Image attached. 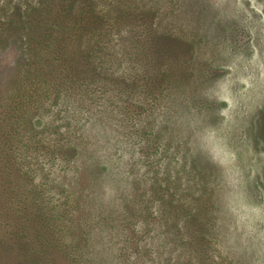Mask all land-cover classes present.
Returning a JSON list of instances; mask_svg holds the SVG:
<instances>
[{"label":"rangeland","instance_id":"1","mask_svg":"<svg viewBox=\"0 0 264 264\" xmlns=\"http://www.w3.org/2000/svg\"><path fill=\"white\" fill-rule=\"evenodd\" d=\"M7 1L19 3L0 0V264L14 258L6 226L35 242L41 240L40 217L53 235L44 234L50 244L44 263L74 264L67 252L82 239L80 231L91 216V255L111 257L110 264H118L113 256H132L129 264H141L137 253L157 237L155 232L141 228L142 217L127 224L116 217L127 216L125 204L133 206L132 183L136 186L140 177L184 185L169 188L163 200L172 193L191 214L176 215L169 203L160 204L170 212L159 213L157 220L165 226L168 256L176 264L188 259L181 245L187 238L177 228L184 232L186 222L200 220L201 211H207L203 255L210 264H264V0H146L161 10L154 35L170 39L167 53L176 54L161 52L150 60L140 50L148 43H130L142 29L132 28L122 30L119 41L113 38L107 52L101 49L110 66L95 62L91 68L80 56L70 64L52 60L45 49H33L38 46L30 32L10 31V4L2 11ZM58 6L43 13L38 24L51 26L55 18L71 22L67 14L52 17ZM87 44L83 41L76 52ZM131 66L142 76L135 82L143 103L139 114L115 108L126 98L111 102L109 92L124 90L123 77L135 79ZM154 84L157 91L150 94ZM132 115L145 137L130 146ZM133 146V156L137 153L148 171L137 161L130 169ZM101 202L114 228L98 223L94 209ZM100 234L106 239L102 245L96 240ZM148 256L143 264H155L152 253Z\"/></svg>","mask_w":264,"mask_h":264},{"label":"trees","instance_id":"2","mask_svg":"<svg viewBox=\"0 0 264 264\" xmlns=\"http://www.w3.org/2000/svg\"><path fill=\"white\" fill-rule=\"evenodd\" d=\"M19 1L17 6L10 4L9 1L3 4L2 11H7L6 5L10 4L9 11L10 15L13 18H9L10 21H7L8 29L15 33L16 30H25L30 32V39L31 41L36 42L37 46L33 49H38L43 52V49L46 50V53L50 55V59L52 60H60L61 62H68V64L72 63L73 61H77L75 56H80L82 60L86 61V65L91 68L95 64V62H100L105 66H110L111 62L105 61V57H103L101 53V49L105 52L109 50L110 41L113 38H118L117 41L123 38L125 35L122 30L129 31L132 28H142L140 33H137L136 36L131 40V44L136 46L137 44L148 43L149 46H145L143 44V48H140L141 52H143L145 57L153 60L154 62L155 57L159 59V55H162L161 52L166 54V56L170 57L172 53H167L169 47L171 46L170 39H160L157 38L156 35L153 33V28L156 27V13L160 12V6H156L153 1L145 2L146 0H130L128 2L118 0H17ZM55 4H60L58 6V11L56 14L52 15L59 17V15L67 14L69 15L71 22L60 24L58 23V18L54 19L53 24H38L37 20L43 19V13L48 12L50 8H54ZM174 5V2H173ZM1 8V7H0ZM58 26V27H57ZM48 27V28H46ZM59 29L58 32H55L53 29ZM43 29L44 31H41ZM40 32V34H38ZM83 35L86 36V40L82 39ZM83 41L87 44V49L82 52L78 50L76 52L75 48L78 46H82ZM127 43L129 39H125ZM19 42L15 41V45L18 46ZM69 44L74 46L75 55L73 52L69 50ZM166 44V45H165ZM139 50V49H138ZM139 50V51H140ZM72 54V55H71ZM173 54H176L174 51ZM40 55V54H38ZM179 56V55H178ZM135 66H131V72L129 74L134 77L135 79L131 78L128 81L126 80L127 77L122 78V84L125 85L124 90L121 92V88L118 89L117 92L114 90L109 89L110 94L112 95L111 102L113 99H117L118 96H125L126 104L123 103L120 106H114L115 108L126 107L128 112L132 110H136L137 114H139L138 107H141L142 100L138 98L140 95L138 91H140V86L135 85L138 83L137 80H142L141 74L136 70ZM92 72V71H91ZM132 80V81H131ZM78 83L81 82V78L76 80ZM137 81V82H136ZM160 81V79H159ZM158 81V82H159ZM136 82V83H135ZM127 87V88H126ZM107 89V87H106ZM157 91V88L154 84V87L150 89V94H154ZM121 92V94H120ZM139 94V95H138ZM139 101V103L132 104L133 101ZM114 108V109H115ZM132 108V109H129ZM122 110V109H121ZM133 123H132V142L131 144H139L140 135L145 137V131L142 127H135L134 125L137 124V120L132 115ZM154 139V137H153ZM140 146V145H139ZM150 147V146H149ZM149 149L153 151V147L151 146ZM142 150V149H141ZM130 151V169L134 168V163L137 161L140 165L147 166L146 162L140 157L137 160V153L134 154V146L133 149L129 147ZM155 151V150H154ZM145 154V152H142ZM134 157V158H133ZM133 163H132V161ZM150 166L153 165L152 162L149 163ZM140 167V166H139ZM175 168V167H174ZM149 167L147 166V171ZM141 179V180H139ZM143 178H137L136 186L135 183H132V187L135 188V197L132 198L129 204L133 206L130 207L125 204L127 209V216L120 212L119 215L116 214L117 221H125L126 224L130 221L136 222L138 218L142 217V222L145 226H141V228H147L151 232H155L157 237H154L152 240V245L150 240L145 242L143 249L137 253V255L142 257V262H144V258L148 255H152L156 259L155 264H176L175 260L168 256V249L167 246L169 241L166 236L165 226L159 227V213H167L169 214L170 210L164 211L163 207L160 204H168L169 207L175 210L176 215L179 213H184L186 216L187 214H191L189 207H184L182 202L176 201L177 197H175L172 193L167 194L166 200H163V193L168 191L169 188H178L179 186H184L182 181L176 179H169L166 178L159 182L155 179H150L144 181ZM146 182V183H145ZM84 183V182H83ZM137 185L143 186L141 189L137 190ZM84 190V185L80 188ZM36 196V194H34ZM125 196V195H124ZM123 196V197H124ZM40 197H36L35 201H39ZM163 200V202H161ZM160 202V203H159ZM108 207V205H106ZM164 206V205H163ZM167 206V205H165ZM162 208V210H161ZM94 215H96V219L101 227H106L110 225L111 228H114L115 222L113 220H109L106 209L103 207V203L101 202L99 207L94 209ZM205 212V211H204ZM203 211L197 214V219H200L198 222H195L190 225L189 222H186V230L182 232L179 228L178 234H180L183 238H187L184 243H181L184 249L188 250V259L185 263L181 262L179 264H210L208 257L203 255L204 250V237L207 233L208 227L205 224V218H207V211L204 214ZM82 209L78 213L79 219L81 218ZM158 214V216H157ZM169 218V215H166ZM82 217H84L82 215ZM199 217V218H198ZM114 218V217H113ZM91 219L90 221H88ZM87 223L85 224V230L80 231V235L82 236L79 242L74 243V249L69 250L67 253L74 264H110V259L107 260L100 257H95L90 254L89 248L92 245H89L90 242V235L92 233V216L89 218ZM195 219V217L193 218ZM85 220V219H84ZM84 220L82 225L84 226ZM196 220V219H195ZM37 221V220H36ZM38 222L39 232L37 235L41 240L37 239L35 242L28 239L26 234H22L18 232L17 229L12 228V230H8V226H6V233L11 235L12 237V246L14 251V258L12 260V264H45L44 258L48 256V249H50V244L44 240V234L53 236L50 232L51 228H48L44 225V220L41 219ZM46 221L49 222L47 218ZM171 222V221H170ZM111 223V224H110ZM167 224V222H164ZM47 227V228H46ZM192 228V229H191ZM16 233L17 235H15ZM84 233L87 235V239L84 238ZM14 234V235H13ZM117 234V233H116ZM145 235V234H143ZM53 238V237H52ZM98 245H102L106 242V239L99 235ZM67 244V243H65ZM70 246L73 248L74 246ZM65 247H68L65 245ZM33 250V251H32ZM152 250V251H151ZM110 253V249H108ZM130 254V253H129ZM185 254V250L183 252ZM22 255V258L20 257ZM67 255V256H68ZM185 256V255H184ZM114 259L117 260L118 264H129L128 262L131 260L132 256H123L120 258L119 256H113ZM149 257V256H148ZM133 259V258H132ZM186 259V258H185ZM197 260V262L195 261ZM48 261V260H47ZM50 261H54L50 258ZM48 261V263H50ZM221 264V263H220Z\"/></svg>","mask_w":264,"mask_h":264},{"label":"bare ground","instance_id":"3","mask_svg":"<svg viewBox=\"0 0 264 264\" xmlns=\"http://www.w3.org/2000/svg\"><path fill=\"white\" fill-rule=\"evenodd\" d=\"M235 3V2H234ZM245 7V6H244ZM240 8V7H239ZM247 10V9H246ZM249 12V11H248ZM250 13V12H249ZM243 14V13H242ZM244 16H245V14H244ZM243 17V16H242ZM247 18V17H246ZM256 21V20H255ZM257 23V22H256ZM245 25V24H244ZM250 26V25H249ZM253 26V25H252ZM251 26V27H252ZM240 29V28H239ZM255 29V28H254ZM257 30H258V27H257ZM255 31V30H254ZM259 35V34H258ZM263 35H264V33H263ZM261 36V35H260ZM246 50V49H245ZM235 73H236V71H235ZM236 82V81H235ZM255 84H257V83H255ZM233 85V84H232ZM257 86V85H256ZM256 86H254V87H256ZM243 87H245V86H243ZM233 88V87H232ZM231 88V89H232ZM234 89H235V87H234ZM240 89V88H239ZM253 89V88H252ZM248 90V89H247ZM233 92H235V91H233ZM237 92V91H236ZM249 93H252V92H250L249 91ZM257 93V92H256ZM260 93V92H259ZM248 94V93H247ZM260 94H262V93H260ZM251 95V94H250ZM257 95H259V94H257ZM263 95V94H262ZM246 96V95H245Z\"/></svg>","mask_w":264,"mask_h":264}]
</instances>
